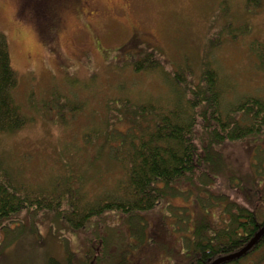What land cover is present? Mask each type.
<instances>
[{"label":"rangeland","instance_id":"rangeland-1","mask_svg":"<svg viewBox=\"0 0 264 264\" xmlns=\"http://www.w3.org/2000/svg\"><path fill=\"white\" fill-rule=\"evenodd\" d=\"M252 1L61 0L47 11L40 8L56 24L52 32L42 29L47 22L34 18L22 0H0V32L17 73L14 96L27 115L21 129L0 132V162L18 181L43 188L65 168L90 174L103 167L85 185L87 194H96L122 174L113 147L118 141L100 147L105 124L106 132L129 131L127 118H115L107 131L111 117L127 111L120 100L165 111L178 97L171 74L197 84L209 61L219 78L224 114L241 100L264 101V58L252 47L260 42L264 52V0L257 6ZM143 50L159 65L134 71ZM53 94H63L78 109L67 111ZM221 152L217 170L196 184L175 182L178 190L167 189L161 204L141 213L143 228L138 223L133 233L120 211L94 217L80 230L53 213L27 209L0 220V264H47L50 258L72 264H185L190 252L183 243L198 227H220L229 220L225 207L248 209L264 198V137L227 142ZM262 254L252 252L240 264H264Z\"/></svg>","mask_w":264,"mask_h":264},{"label":"trees","instance_id":"trees-1","mask_svg":"<svg viewBox=\"0 0 264 264\" xmlns=\"http://www.w3.org/2000/svg\"><path fill=\"white\" fill-rule=\"evenodd\" d=\"M58 1L61 0H22L21 4L34 14V18L47 22L42 24V29L53 32L56 24L52 27L53 21L49 23L51 18L45 11ZM257 1L253 0L251 4L257 6ZM42 6L45 11L40 9ZM238 28L244 30V27ZM252 47L263 59V45L255 41ZM136 56L134 71L151 70L159 65L145 50ZM208 62L201 69L200 82L194 85L181 78L179 72L171 74L169 80L178 97L176 103L165 111L150 105L131 106L128 99L120 100L127 111L117 117L112 116L107 123V131L114 127L115 118H127L129 131L117 133L114 128L106 132L105 124V143L100 145L113 146L112 141H118V147H113L119 153L116 160L121 164L122 174L112 187L96 194H87L89 190L85 185L95 174L102 172L103 167H94L90 174L65 168L63 176L55 178L48 188H43L38 184L18 181L16 175L14 177L10 174L8 168L0 162V220L27 209L29 213H53L70 229L80 230L94 217L109 211H120L126 214L125 220L133 233L138 223L143 228L145 219L141 222V213H147L161 204L167 189L178 190L173 187L175 182L185 180L196 184L198 179L204 180L210 172L217 170L221 149L227 142L264 137V101L256 98L241 100L224 114L220 108L219 78ZM177 71H185L184 74H187L188 70L178 67ZM16 82L17 73L12 64L8 42L0 32L1 133H13L27 122V115L14 96ZM180 85L183 88L178 87ZM53 96L67 111L75 112L78 109L63 94ZM196 120L199 125L195 124ZM83 178L86 180L82 183ZM263 201L264 198L259 196L254 206L248 209L236 204L235 208L227 206L225 209L230 215L227 223L220 227H198L192 239L183 243L184 248L190 252L185 264H209L215 258L243 248L264 226V211L259 220L255 214L259 204L264 208ZM207 229H210L209 233H206ZM141 236L143 233L140 231ZM258 250H263L264 258V234L243 256L220 264H240ZM47 264L72 263H61L50 258Z\"/></svg>","mask_w":264,"mask_h":264},{"label":"water","instance_id":"water-1","mask_svg":"<svg viewBox=\"0 0 264 264\" xmlns=\"http://www.w3.org/2000/svg\"><path fill=\"white\" fill-rule=\"evenodd\" d=\"M264 234V226H262L256 233L255 235L249 240V242L240 250L225 255V256H220L218 258H215L213 260H211L209 262V264H220V263H224L227 261H232L233 259L236 258H240L241 256H243L256 242L257 240L260 238V236H262Z\"/></svg>","mask_w":264,"mask_h":264}]
</instances>
